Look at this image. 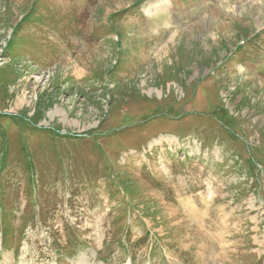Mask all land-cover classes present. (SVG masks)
I'll return each mask as SVG.
<instances>
[{
  "label": "rangeland",
  "instance_id": "374dc122",
  "mask_svg": "<svg viewBox=\"0 0 264 264\" xmlns=\"http://www.w3.org/2000/svg\"><path fill=\"white\" fill-rule=\"evenodd\" d=\"M5 42L0 264H264V0H0Z\"/></svg>",
  "mask_w": 264,
  "mask_h": 264
},
{
  "label": "bare ground",
  "instance_id": "6f19581e",
  "mask_svg": "<svg viewBox=\"0 0 264 264\" xmlns=\"http://www.w3.org/2000/svg\"><path fill=\"white\" fill-rule=\"evenodd\" d=\"M157 6L156 5H152L148 10H147V12H149V13H152V12H154L155 10H157ZM146 12V13H147ZM163 137V136H162ZM166 137V136H165ZM168 137V136H167ZM171 138V137H170ZM171 139H174V138H171ZM253 180V179H252ZM240 193V192H239ZM253 202V201H252ZM237 205V204H236ZM236 208V207H235ZM261 212V211H260ZM238 224V223H237Z\"/></svg>",
  "mask_w": 264,
  "mask_h": 264
}]
</instances>
